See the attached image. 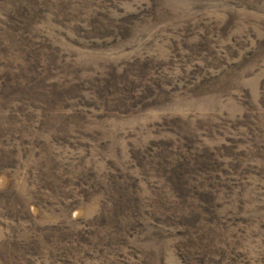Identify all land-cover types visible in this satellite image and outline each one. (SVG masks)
Segmentation results:
<instances>
[{
  "label": "rangeland",
  "instance_id": "1",
  "mask_svg": "<svg viewBox=\"0 0 264 264\" xmlns=\"http://www.w3.org/2000/svg\"><path fill=\"white\" fill-rule=\"evenodd\" d=\"M0 264H264V0H0Z\"/></svg>",
  "mask_w": 264,
  "mask_h": 264
}]
</instances>
